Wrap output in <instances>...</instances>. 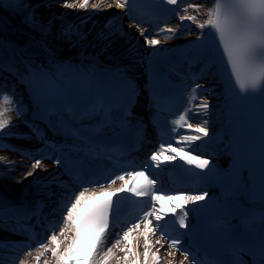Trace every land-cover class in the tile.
<instances>
[{"label":"bare ground","instance_id":"bare-ground-1","mask_svg":"<svg viewBox=\"0 0 264 264\" xmlns=\"http://www.w3.org/2000/svg\"><path fill=\"white\" fill-rule=\"evenodd\" d=\"M83 2L84 0H0V89L10 92L12 99L17 102L15 105H9L0 99V108L19 109V114L16 111L5 114L11 125L5 129L4 135L0 136V157L7 158L0 161V264H20L21 261L24 264H56L51 251L45 252L35 243L24 240L19 234V227H22V224L31 225L34 230L35 226L41 225V218L30 213L41 210L45 216H53L56 209L61 208L59 205L67 199L75 198L72 195L74 192L66 191L63 177L49 162L42 161V167L33 169L32 163L18 156L29 152V147H38L27 123L29 114L36 111L45 112L47 109L37 90L27 79L28 74L22 63L26 59L36 60L49 77V81L58 84L62 82L59 67L69 66L78 73L94 77L95 81L118 82L119 88L128 85L138 88L143 83V67L147 65L149 57L160 49L201 36L198 25L205 22L212 6L211 0H188L166 27L173 30L175 35L182 29L181 38L177 39L168 33L162 37L148 39L141 35V30L145 31L146 28L130 23L125 7H117L118 3H124L125 0H88L84 8L79 7ZM66 4H72L73 7H66ZM189 4L201 7L197 10L188 7ZM182 16H195L196 20L182 21ZM182 25L184 28H181ZM68 29L71 31H67ZM112 29L119 31L110 40L101 43L97 39L101 33L107 34ZM151 39L158 40L159 44L149 45L147 40ZM4 43L8 45L9 51L3 48ZM10 82H17L19 86L12 88ZM201 84L210 89L206 100L208 107H197L196 120L191 124L194 127L197 124L206 127L208 135L196 133L194 127H186L187 132L180 138L183 140L187 136H201L200 140L180 145L185 150L192 148V156L201 154L202 147L209 138L222 128V88L214 77L201 80ZM205 121L206 124L203 123ZM172 147H177V141ZM167 155H174L176 159L182 156L172 152L161 155V172L176 160L165 159ZM152 163L155 165L157 162ZM28 172H33L34 175L29 176ZM122 183L117 184L115 188L120 187ZM86 196L82 208L93 198L91 194L86 193ZM198 202H186L183 196L174 202L165 199L159 202L158 210L168 213L174 205L193 207ZM49 206L52 208L44 212L43 209ZM18 207L23 212L21 220ZM59 215L61 225L56 235L61 241L59 250L63 251L72 233L66 230L63 236L60 235V229H67V225L62 220V213ZM152 219L155 227L157 222ZM143 231V225H140L139 229L132 230L127 240L120 237L118 245L117 238H110L107 248H112V253L107 260V248H101L86 264H137V254L138 264H144ZM42 234L37 235L38 241L44 242L49 249L54 247L55 245L48 242L44 230ZM157 240H160V244L156 243ZM149 241L151 248L148 264H153L151 253L156 249H159V264H189L160 238L158 231L149 234ZM42 252L44 255L41 256ZM37 256H40L39 261ZM125 256L128 257L127 260Z\"/></svg>","mask_w":264,"mask_h":264},{"label":"snow or ice","instance_id":"snow-or-ice-1","mask_svg":"<svg viewBox=\"0 0 264 264\" xmlns=\"http://www.w3.org/2000/svg\"><path fill=\"white\" fill-rule=\"evenodd\" d=\"M129 0H125L124 3H118L117 7H127ZM88 3V0H84L79 7L84 8ZM170 5H176L178 0H167ZM211 7L208 10L205 22L198 25L201 29V36L197 37V40H203L205 38L215 42L218 40V49L222 50L221 62L225 63V68L231 70L232 76L236 79L239 84L241 91H244L246 87H251L256 89L257 87L264 85V0H211ZM66 7H73L72 4H66ZM95 7V6H94ZM188 7L199 9L201 5L189 4ZM186 10V9H185ZM181 20H196L195 16H182ZM111 28V25H109ZM207 30V31H205ZM67 31H71L68 29ZM119 29H112L107 34L101 33L97 39L101 43L110 40L116 35ZM172 31V30H169ZM141 35H144V30H141ZM83 38V37H82ZM149 45L155 46L159 44L156 39L147 40ZM241 67L251 68L255 70V75L248 79L247 81L241 79ZM0 99L3 103L9 105H15L17 102L12 99V94L10 92H4L0 89ZM194 99V98H193ZM197 107L206 109L208 107L207 103L204 102ZM9 111H16L19 114L18 108H0V136L5 134V129L11 125L10 119L5 118V114ZM191 109L187 110V113H191ZM189 115L181 113L178 115V119L174 120L172 132H177V127L187 126L189 129H193V124L188 123ZM203 123H207L206 121ZM196 133H201L203 136L208 135V130L206 127H202L197 124L194 127ZM200 135L187 136L181 139H177V147H172L171 143L165 146L162 144L160 152H153L151 154L150 160L157 162L155 167H159L160 157L164 155L165 152L179 153L182 157L186 158V163L195 164L196 168H205L209 161L206 159H200L199 154L192 156V148L185 150L180 145L184 142H193L200 140ZM6 157H0V161L6 160ZM167 160H174L176 156L167 155L165 156ZM55 163L59 164L60 161L57 160ZM42 167V160L40 158H35L32 163V168ZM147 173V174H146ZM27 175H34L33 172H28ZM127 177V178H126ZM141 178H143L141 180ZM116 180L122 181L120 188L116 189L114 192H102L101 196L104 199L97 200L94 204L86 209L82 208V203L87 199L86 192L87 188H82L78 194L72 193L74 195V200L67 199L65 203L59 205L62 209V220L67 225V229L61 228L60 235L63 236L65 231H70L72 233L67 246L60 251L61 241L58 240L55 228L59 227V223L52 227V234L47 237V240L52 245H55L49 249L46 244L42 241L39 242V247L44 249L45 252L51 251L52 257L55 258L56 264H85V261L92 257L94 253L98 252L101 248H107L110 241L109 235V213L113 203V197L117 196L119 193L128 192L135 197H150L151 201L155 202L159 199L166 198L169 201L173 199H179L182 195L177 193L176 195L161 194L155 187L156 181L151 178L150 172H148V167L143 170H132L124 174L115 176L114 178L106 181V183H115ZM55 183V178H53ZM91 186V185H90ZM103 187V185H99ZM151 190V191H150ZM92 195H95L93 193ZM203 195H184V200L197 202L205 199ZM177 207H179L180 212H177ZM66 209V212L63 211ZM80 209V211H78ZM170 212L173 216L177 217L176 223L179 224L180 228H186V218L187 211L184 205L176 206L174 205ZM167 213H162L161 210L155 211H145L143 214V235H144V264H148V257L151 248V243L149 241V234H155L157 231L163 239L170 241L169 247H175L179 244L178 238L170 236L165 232L161 225L158 223L164 219ZM157 222L155 227H153V219ZM133 228H140V220L133 223L127 231H123L122 238L127 240ZM66 239H68L66 237ZM120 243V237L116 239V244ZM160 244V240L156 241ZM163 247V245H161ZM130 251V250H129ZM185 256V260L189 259L191 254L187 250H182ZM159 249L152 252L153 264H159L160 257L157 255ZM112 253V248H107L105 253V260ZM41 256L44 255L42 252ZM39 261L40 256L36 257ZM128 257L125 256V260ZM20 264H24L23 261ZM47 264V262H45ZM137 264H138V254H137ZM242 264V262H241ZM260 264H264V252H262Z\"/></svg>","mask_w":264,"mask_h":264}]
</instances>
